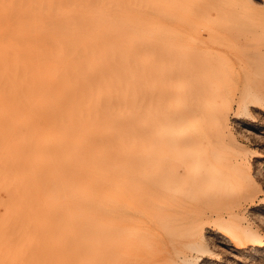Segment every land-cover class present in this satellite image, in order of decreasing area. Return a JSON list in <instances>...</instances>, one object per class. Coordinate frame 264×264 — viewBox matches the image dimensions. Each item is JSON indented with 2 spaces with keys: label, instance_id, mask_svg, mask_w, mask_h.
I'll use <instances>...</instances> for the list:
<instances>
[{
  "label": "bare ground",
  "instance_id": "6f19581e",
  "mask_svg": "<svg viewBox=\"0 0 264 264\" xmlns=\"http://www.w3.org/2000/svg\"><path fill=\"white\" fill-rule=\"evenodd\" d=\"M257 1L0 0V264L263 249L230 130L264 113Z\"/></svg>",
  "mask_w": 264,
  "mask_h": 264
},
{
  "label": "rangeland",
  "instance_id": "374dc122",
  "mask_svg": "<svg viewBox=\"0 0 264 264\" xmlns=\"http://www.w3.org/2000/svg\"><path fill=\"white\" fill-rule=\"evenodd\" d=\"M255 3L257 7H261V4L259 3V1L255 0ZM263 118H264V113H262V111L259 109L257 110L254 109L253 111H250L249 117L241 116L238 119L232 118L231 119L232 123L230 122V125H231L230 130L232 127L231 133L232 132L233 133L231 134V136L235 138L236 140H238L237 142L243 147L247 149L250 148L249 150L252 152V154L250 155V168L247 172L248 173L247 176H248L250 184L252 185L257 197L255 196V198L252 201H247L245 202V204H244V201H242L240 210L243 213L242 216H243L244 223L246 225L249 224L248 226L251 227L252 230L256 231L258 235H260V237L263 240L262 245L264 246V124H263L264 119ZM208 238H209L207 239L208 244H209L208 247L210 250H213L214 255H208L206 257H203L196 264H231L233 261H235L233 262V264L234 263L235 264H264V247L261 250H251L248 248L247 250H244V252H242V254H240L237 258H231L230 260L229 255L223 252L222 248L219 245H217L216 239L213 236H209Z\"/></svg>",
  "mask_w": 264,
  "mask_h": 264
}]
</instances>
